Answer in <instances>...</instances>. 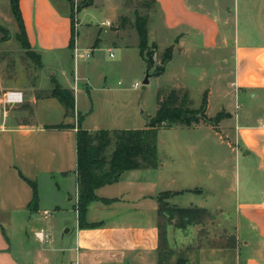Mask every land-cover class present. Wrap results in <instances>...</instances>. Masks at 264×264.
<instances>
[{"label": "crops", "instance_id": "0c3cea01", "mask_svg": "<svg viewBox=\"0 0 264 264\" xmlns=\"http://www.w3.org/2000/svg\"><path fill=\"white\" fill-rule=\"evenodd\" d=\"M158 1L167 13L168 26L178 28L175 32L190 27L202 37L206 46H215L217 39L225 44L226 35L233 36V78L230 86L235 97L239 94L243 105L237 112L225 102L217 111L227 110L225 118L232 119L233 123L227 130L219 131L212 126L169 127L187 138L186 145H177V149L198 159L197 164L191 160L189 164H180L186 176L181 190L200 189L199 192L185 191L172 195L168 198L169 204L205 208L213 218L214 208L227 210L221 203L225 202L222 185H228L223 194L234 193V200L231 198L235 208L234 237L228 246H223L227 248H222L220 244H204L201 240L194 261L189 259L185 262L178 255L171 264L230 263L232 260L222 257L220 251L233 252V264H240L241 260L242 264H264V0ZM19 6L32 50L37 45L46 51L68 47L70 20L69 12L63 9L65 5L53 0H19ZM185 32L182 31L179 41H182ZM51 88L45 93L49 101L55 99L47 96ZM71 89L75 98V83ZM223 100L226 101V94ZM44 107L49 106L44 104ZM74 107L73 115L77 117L80 107L76 98ZM3 120L0 122V264H50V248H41L43 241L34 236L42 227L39 226V215L28 207L32 188L21 175L36 181L39 213L45 210L39 193V180L49 179L53 172L61 174L64 183L69 178L74 184L68 198L73 212L71 242L65 248L59 247L63 257L69 256L68 264H157L158 193L153 190L154 179L124 178L125 171L117 182L98 187L95 190L98 197L114 201L90 202L86 221L100 222V225L79 227L75 210L76 127L55 129L47 127L54 126L49 125L51 123L6 124ZM76 121L73 125L77 124ZM193 152L197 157L192 155ZM228 164L234 167L230 182L227 178ZM49 185L53 186L50 180ZM168 190L181 191L174 188ZM66 192H69L68 188ZM186 194L196 195L203 202L197 206L179 205L177 198ZM58 204L55 196L53 205L59 208ZM67 212L66 208L61 212L63 219ZM28 232L37 242L32 250L24 247ZM14 236L17 239L20 236V241L12 251ZM51 249L54 251V248Z\"/></svg>", "mask_w": 264, "mask_h": 264}, {"label": "rangeland", "instance_id": "374dc122", "mask_svg": "<svg viewBox=\"0 0 264 264\" xmlns=\"http://www.w3.org/2000/svg\"><path fill=\"white\" fill-rule=\"evenodd\" d=\"M53 1L65 5L63 9L69 13L71 3L74 10L79 9L76 11L74 47L46 51L39 48V45L38 48L35 46L34 51L40 56L39 65L25 54L15 38L17 25L10 10L9 0H0V83L3 85L0 89V122L4 119L6 124L75 123L77 117L66 115L63 106L56 99L49 101L45 98L46 91L52 86L51 78H55L65 88L71 89L75 83V98L80 107L79 125L92 132L95 131L92 129L145 127L155 115L159 101H163L173 88L187 91L191 109L199 108L206 92L209 102L206 114L210 117L214 116L225 102L226 105L230 103V109L237 112L243 108L239 94L235 97L233 87L230 86L233 78V36L231 38L226 35L225 44L217 39L215 46H206L202 37L190 27H183L184 30L175 32L178 28L168 26L167 13L160 7L158 0L154 3L150 0H92V3L82 6V0ZM147 1H150L148 7L145 5ZM74 2L77 3L76 7ZM136 13L147 18L148 45L142 56L139 52V36L134 26ZM103 21H108L109 25H103ZM210 26L212 29L211 24ZM227 29L228 27L225 31ZM182 31L186 32L182 41H179ZM167 47H171L170 58L163 63V70L156 73L157 64L161 63V57ZM74 49L78 52L76 58L73 56ZM85 52L89 57L80 56ZM150 58L154 63L151 66L148 65ZM147 73L148 83H143ZM134 83H137V86H134ZM6 90H21L24 95L23 102L3 106L1 94ZM224 94L226 101L223 100ZM44 104L49 107H44ZM225 117L215 126L199 121L182 123L176 128L212 126L223 131L229 129V124L233 123L232 119ZM181 136L183 138H180ZM184 137L181 132H174L168 126L159 127L157 166L127 171L124 178L154 179L153 190L156 193L173 188L181 190L186 176L180 164H189L190 160L198 163V159L191 157L189 153L182 154L180 148L177 149V145H186L187 138ZM192 155L197 157L196 152ZM227 169L230 182L234 171L233 164H228ZM49 180L53 186L49 185ZM39 181V193L42 195L44 208L50 212L47 218L43 216V210L34 212L39 215V226L50 235V239L41 243L40 247L50 248V264H68L69 256L63 257L59 247L65 248L71 242L73 212L70 209L71 200L68 198L74 184L69 178H66L64 183L62 175L56 172H53L49 179L40 178ZM66 188L69 192H66ZM227 189L228 185H222V197L225 202L221 204L227 210L214 208L213 218L209 215L200 222L196 218L181 219L176 214L173 218L164 215L163 222L160 223H163L165 230L164 240L160 241L157 264L160 259L162 264H171L178 255L185 262L189 259L195 260L201 240L204 244H220L222 248H227L223 246H228L234 237L235 217L232 203L234 193L227 191L224 196L223 190ZM55 196L59 208L53 205ZM177 201L181 206H197L203 202L193 194L178 197ZM64 208L68 211L65 219L60 215ZM19 241L20 236L18 239L15 236L12 238V251H15ZM36 243L32 233L28 232L24 247L32 250ZM51 248H54V251ZM219 253L222 257L232 260L226 264H233V252ZM30 259L28 255V260Z\"/></svg>", "mask_w": 264, "mask_h": 264}, {"label": "trees", "instance_id": "16d2710c", "mask_svg": "<svg viewBox=\"0 0 264 264\" xmlns=\"http://www.w3.org/2000/svg\"><path fill=\"white\" fill-rule=\"evenodd\" d=\"M71 1V0H69ZM152 3L156 0H150ZM146 2V6L149 2ZM92 0H82L80 6L88 5ZM10 10L17 25V32L15 33L16 40L24 50L25 54L40 65V56L32 50L28 40L23 18L20 11L19 0H9ZM148 7V6H147ZM80 8V7H79ZM76 11L70 7V37L68 47L73 48L76 36ZM147 18L138 13L135 15L134 26L139 36V52L142 56L144 50L147 48ZM171 55V47H167L161 63L157 64L156 73L163 70L165 63ZM153 61L148 59V65H153ZM52 88L47 94L48 97L55 98L64 108L66 115H73L74 107V93L70 88L62 87L55 78H51ZM188 93L181 89H171L166 98L159 101V106L155 115L151 118L148 125L143 128L132 129H98L95 131H88L79 125L80 116L77 114V124H58L54 126H47L48 128L64 129L75 128L76 137V186H77V202L75 210L77 211V221L79 227H96L100 222L88 223L86 221L87 207L92 201H101L103 203H110L114 199H106L98 197L95 190L105 184L115 183L120 179L123 172L139 168H154L156 164L157 152V130L161 126L180 125L182 123L191 122H206L212 125L224 118L227 113L223 110L217 112L210 117L206 114L207 109V95H203L201 105L197 109H191L188 104ZM183 113H191L189 118H182ZM21 177L31 186L32 197L28 203L29 209L33 212L37 211L38 191L35 181H32L23 175ZM185 191L199 192L200 189L170 191L164 190L156 195L158 203L157 207V229H158V246L157 251H160L161 239L164 240V215L173 218L177 215L179 218L194 219L202 221L209 216V211L200 207H179L169 205L168 198L172 195L184 193ZM158 264H162V260H158Z\"/></svg>", "mask_w": 264, "mask_h": 264}, {"label": "built area", "instance_id": "2783aa9c", "mask_svg": "<svg viewBox=\"0 0 264 264\" xmlns=\"http://www.w3.org/2000/svg\"><path fill=\"white\" fill-rule=\"evenodd\" d=\"M76 4L77 3L74 2L75 7L77 6ZM102 24L109 25V22L103 21ZM74 56L75 58L78 56V52L76 53L75 49H74ZM80 56L89 57V54L85 52L84 54L81 53ZM134 86H137V83H134ZM23 99H24V95L21 90H6L1 94V103L3 106L20 104L23 102ZM42 214L45 218H47L50 215V212H48L47 210H43ZM34 236L40 242L42 241L44 242L50 239L49 232L44 229H39L38 231H36L34 233Z\"/></svg>", "mask_w": 264, "mask_h": 264}, {"label": "water", "instance_id": "95a60500", "mask_svg": "<svg viewBox=\"0 0 264 264\" xmlns=\"http://www.w3.org/2000/svg\"><path fill=\"white\" fill-rule=\"evenodd\" d=\"M148 77H149V74L147 73L144 80H143V83H148ZM190 116H192L191 113H183L181 117L182 118H189ZM66 231H68V230L66 229Z\"/></svg>", "mask_w": 264, "mask_h": 264}]
</instances>
